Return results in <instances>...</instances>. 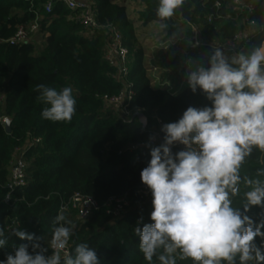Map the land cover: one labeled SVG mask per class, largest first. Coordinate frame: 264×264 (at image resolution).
Listing matches in <instances>:
<instances>
[{"label":"trees","instance_id":"trees-1","mask_svg":"<svg viewBox=\"0 0 264 264\" xmlns=\"http://www.w3.org/2000/svg\"><path fill=\"white\" fill-rule=\"evenodd\" d=\"M45 1L0 0V116L10 123L8 132L0 123V227L8 238L7 245L0 248V261L6 260L8 254L14 255L19 245L29 243L12 235L13 229L34 233L41 248L47 249L45 256H50L55 227L52 221L62 213L71 222L65 226L73 227L69 242L73 256L75 244L87 243L96 250L100 264H160L158 256L163 254V248L157 250L151 262L145 260L139 250L140 237L134 231L137 226L152 223L153 210L152 195L140 198L137 194L145 186L140 173L151 159L150 150L135 149L134 145L146 137L154 117L165 123L175 122L189 106L202 109L210 107L211 102L201 90L195 94L191 91L188 75L177 73L180 60L168 53L158 54L161 64L157 75L176 85L183 80V86L169 92L154 85L147 71L145 48L128 19L126 5L121 1L94 0L98 22L113 25L122 35L128 49V73L134 91L132 107L143 109L147 123L143 126L136 117L122 120L119 113L105 107L102 101L103 96L112 95L120 88L111 78L114 70L103 59L104 35L84 36L72 19L73 13L61 4L54 3L51 12L43 15L39 24L40 41L23 44L6 41L17 25L32 18L31 9H40ZM141 1L142 24L166 23V29L160 28L165 34L175 30L179 17L197 25L200 35L208 41H223L246 27L242 17L236 21L214 18L208 23L206 16L214 13L216 0H185L167 21H160L156 14L159 0ZM221 1L218 13H232L230 0ZM246 1L253 7L247 16L256 23L251 27L254 34L245 41L242 51L245 54L264 40V0ZM186 49L196 66L205 67L215 52L208 46ZM225 58L230 62L231 57ZM40 84L58 91L69 86L73 89L76 113L70 122H51L41 117L42 109L48 105L39 99L37 85ZM30 137H38L39 142L28 143ZM16 148L24 151L25 183L12 190L5 203L6 183ZM172 152L178 150L172 148ZM261 172H264V151L253 147L240 167V192L231 197L234 208L243 210L244 193L250 190L244 184V177L264 182V174L258 175ZM74 193L91 196L97 202V209L84 221L78 220L70 209L59 211ZM123 195L128 200L125 211L118 216L107 214L108 198ZM262 211L261 207L253 206L247 214L258 223ZM255 242L259 245L261 238L257 237ZM173 255L176 264H197L191 258L180 259L179 250ZM60 264H64L62 256ZM236 264H239L238 256Z\"/></svg>","mask_w":264,"mask_h":264},{"label":"clouds","instance_id":"clouds-1","mask_svg":"<svg viewBox=\"0 0 264 264\" xmlns=\"http://www.w3.org/2000/svg\"><path fill=\"white\" fill-rule=\"evenodd\" d=\"M184 2L159 0V20L171 19ZM188 86L194 94L201 90L211 106H189L177 121L163 124V142L158 146H152L155 136L150 135L145 146L151 159L140 176L152 195V223L134 229L140 237L139 250L151 262L163 248L160 264H176L177 250L180 259L191 258L197 264H236L237 256L239 264H264V211L258 223L247 214L253 206L264 210V182L244 177L250 190L244 193L243 210L234 208L231 199L240 192L245 158L253 147L264 151V45L241 52L230 62L215 50L208 67L197 65L188 73ZM37 90L48 105L41 111L43 119L72 120L76 100L70 86L58 91L40 84ZM141 123L146 125L147 118ZM177 143L185 147L173 153ZM52 223L50 256H45L47 249L41 248L34 233L13 229L12 235L29 243L19 245L0 264H60L62 253L64 264H100L96 250L87 243L75 244L74 256L65 251L73 235V227L65 226L71 225L65 215L58 213ZM7 243L0 227V248Z\"/></svg>","mask_w":264,"mask_h":264},{"label":"built area","instance_id":"built-area-1","mask_svg":"<svg viewBox=\"0 0 264 264\" xmlns=\"http://www.w3.org/2000/svg\"><path fill=\"white\" fill-rule=\"evenodd\" d=\"M138 2H141V0H138ZM54 3L61 4L65 9L73 13L72 19L79 24L84 36L89 37L98 33L104 35L105 42L103 59L107 65L114 70L111 74V78L120 84V88L116 93L102 97L104 106L112 107L114 111L120 114L122 120H128L135 114H143L142 108L132 107L134 91L128 73V49L123 44L122 35L113 25L98 22L94 0H46L42 3L40 9H31L32 18L25 23L17 25L13 35L6 41L14 44H23L30 41L37 43L40 41L38 38L40 21L44 14L51 12ZM221 5V0H216L214 2V13L206 16V21L208 23L212 22L214 18L236 21L238 18L242 17V21L246 24L245 28L238 29L231 37L223 41H208L200 35L197 25L182 17L178 18L179 25L170 34L162 33L160 29L153 38H149L145 41L146 44L144 45V48L148 55L146 61L148 67L147 71L150 76L157 81L154 85L165 87L167 91L174 92L175 90L180 89L184 83L183 80H181L177 85L172 84L169 81L162 80L157 75L158 68L155 66V63H159L160 61L158 58L159 53H168L172 58H178L180 60V67L177 70V73L178 75L184 76L188 75V73L196 66L193 58L189 55V52L186 49L188 46L193 48L208 46L213 50L219 49L225 57L231 58L243 51L245 41L254 34V31L251 28L253 25L252 20H249V17L247 16L248 13L252 12L253 7L246 0H230L233 12L219 14L218 9ZM244 13L246 14L245 16H243ZM135 18L140 19L139 14L138 17ZM139 22L142 23V20L140 19ZM45 27H47V24ZM47 35L48 33L45 32L44 36ZM263 43L264 40L261 42V45H263ZM1 99L2 95L0 96V101ZM6 121V117L0 116V123L2 125H5ZM163 124H165V122L162 119L154 117V123L149 129L148 134L143 140L135 143L134 148L149 149L145 145L149 143L150 135L155 136V139L151 141L152 146H158L162 143L164 134L161 132V126ZM37 142H39L38 137H30L28 139V143L30 144ZM184 147L185 146L177 143L172 148H176L180 151L184 149ZM25 168L26 161L24 158V151L22 148H16L13 153L10 174L6 183L7 191L4 196L5 203L8 202L12 190L24 185ZM137 194L140 198H146L151 192L147 186H143L138 189ZM106 206L107 214L118 216L125 211L128 206V200L124 195L118 197L111 196L108 198ZM97 207V202L93 197L74 193L65 205L60 206L59 211L70 209L74 212V215L78 220L84 221L95 209H97ZM51 251L53 250L51 249ZM65 251L69 252V245ZM61 256L64 257V254L62 253Z\"/></svg>","mask_w":264,"mask_h":264},{"label":"rangeland","instance_id":"rangeland-1","mask_svg":"<svg viewBox=\"0 0 264 264\" xmlns=\"http://www.w3.org/2000/svg\"><path fill=\"white\" fill-rule=\"evenodd\" d=\"M113 1H118V0H113ZM129 1H131V4L129 5V7H127L129 9L128 13L129 15L133 16L132 21H133V25L136 30L137 36L139 37V39L144 38V37L153 38L155 34L158 32L157 31L158 24L154 22L144 27L145 25L139 22L140 19L135 18L137 17L140 10L142 9L141 2H138V0H129Z\"/></svg>","mask_w":264,"mask_h":264},{"label":"crops","instance_id":"crops-1","mask_svg":"<svg viewBox=\"0 0 264 264\" xmlns=\"http://www.w3.org/2000/svg\"><path fill=\"white\" fill-rule=\"evenodd\" d=\"M118 1H121V2H123L125 5H126V7H129V5L131 4V1H129V0H118ZM141 4H142V7H143V3H142V1H141ZM135 7V6H134ZM134 7H132V8H134ZM127 11L129 12V9L127 8ZM132 11V10H131ZM133 16H131V15H129V13H128V18H129V20H130V22L132 23V25H133V21H132V18ZM137 17H138V15H137ZM157 23L158 24V29H157V31H159L160 30V27H159V25H160V23L159 22H156V21H151V22H149V23H147V24H145V26L144 27H146L147 25H149L150 23ZM134 26V25H133ZM158 33V32H157ZM156 33V34H157ZM139 38V37H138ZM149 38L148 37H144V38H141V39H139L140 41H141V43H142V45L144 46L145 44H146V42L145 41H147ZM146 51V50H145ZM147 52V51H146ZM147 57H148V55L146 54V61H147ZM156 62V61H155ZM158 64H161V62L159 61V63H155V66L158 68ZM162 69V67L161 68H159V70H161ZM157 83V81L156 80H154L153 81V84H156Z\"/></svg>","mask_w":264,"mask_h":264},{"label":"water","instance_id":"water-1","mask_svg":"<svg viewBox=\"0 0 264 264\" xmlns=\"http://www.w3.org/2000/svg\"><path fill=\"white\" fill-rule=\"evenodd\" d=\"M137 118L140 122H141V119L144 118L145 116L143 114H135L131 119L133 118ZM9 121L7 120L5 122V131L8 132L9 131ZM142 124V123H141ZM143 126H145L144 124H142Z\"/></svg>","mask_w":264,"mask_h":264},{"label":"bare ground","instance_id":"bare-ground-1","mask_svg":"<svg viewBox=\"0 0 264 264\" xmlns=\"http://www.w3.org/2000/svg\"><path fill=\"white\" fill-rule=\"evenodd\" d=\"M263 45H264V43H263Z\"/></svg>","mask_w":264,"mask_h":264}]
</instances>
